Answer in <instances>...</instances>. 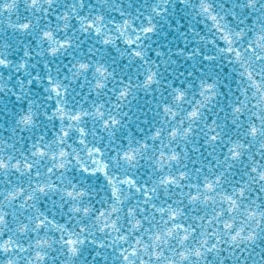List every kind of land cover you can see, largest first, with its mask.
<instances>
[{
  "label": "snow or ice",
  "instance_id": "snow-or-ice-1",
  "mask_svg": "<svg viewBox=\"0 0 264 264\" xmlns=\"http://www.w3.org/2000/svg\"><path fill=\"white\" fill-rule=\"evenodd\" d=\"M0 264H264V0H0Z\"/></svg>",
  "mask_w": 264,
  "mask_h": 264
}]
</instances>
